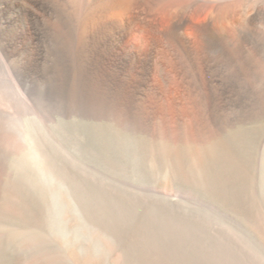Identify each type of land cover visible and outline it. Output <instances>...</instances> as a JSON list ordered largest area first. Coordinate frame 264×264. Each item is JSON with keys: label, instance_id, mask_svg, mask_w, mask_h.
Listing matches in <instances>:
<instances>
[{"label": "rangeland", "instance_id": "obj_1", "mask_svg": "<svg viewBox=\"0 0 264 264\" xmlns=\"http://www.w3.org/2000/svg\"><path fill=\"white\" fill-rule=\"evenodd\" d=\"M257 25L204 42L213 93L201 68V93L142 95L135 118L72 61L0 71V264H264Z\"/></svg>", "mask_w": 264, "mask_h": 264}, {"label": "bare ground", "instance_id": "obj_2", "mask_svg": "<svg viewBox=\"0 0 264 264\" xmlns=\"http://www.w3.org/2000/svg\"><path fill=\"white\" fill-rule=\"evenodd\" d=\"M180 1L0 0V71L12 70L24 84L51 56L72 61L61 71L85 75L87 84L101 81L116 100L127 101L124 111L134 118L142 95L201 93V68L213 93L219 84L204 42L222 35L239 49L243 38L263 40L257 24L264 22V0ZM253 67L247 60L241 66ZM8 88L7 79L0 82Z\"/></svg>", "mask_w": 264, "mask_h": 264}]
</instances>
